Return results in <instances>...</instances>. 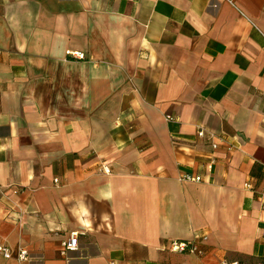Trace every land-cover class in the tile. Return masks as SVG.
Segmentation results:
<instances>
[{
    "label": "crops",
    "instance_id": "0c3cea01",
    "mask_svg": "<svg viewBox=\"0 0 264 264\" xmlns=\"http://www.w3.org/2000/svg\"><path fill=\"white\" fill-rule=\"evenodd\" d=\"M0 243L264 264V0H0Z\"/></svg>",
    "mask_w": 264,
    "mask_h": 264
},
{
    "label": "built area",
    "instance_id": "2783aa9c",
    "mask_svg": "<svg viewBox=\"0 0 264 264\" xmlns=\"http://www.w3.org/2000/svg\"><path fill=\"white\" fill-rule=\"evenodd\" d=\"M167 120H172V116L166 115L165 116ZM196 134L197 136H204L205 130L203 127L198 126L196 128ZM208 138L210 139L211 147L214 149L217 147L218 142L221 138H216L215 134L212 132H208ZM229 149L231 146L228 147ZM213 162V159H211ZM105 173L109 172V169L107 167L103 168L102 170ZM183 179L190 180V181H200L201 178L196 175L191 174H184ZM56 182V179L53 180ZM245 186L248 188L250 185L245 184ZM77 248V235L75 233L70 234L67 239H65L61 243L60 247V253L65 254L68 251L75 250ZM169 250L175 251V252H182V251H189L197 256H201L203 254V250L199 247V244L196 239L192 240H172L169 244ZM0 253L5 259L15 257L17 260H24L27 258V250L23 247L17 246L15 249H12L8 246H5L0 243ZM112 264V263H110ZM183 264H189V263H183ZM221 264H227L226 262H221Z\"/></svg>",
    "mask_w": 264,
    "mask_h": 264
}]
</instances>
